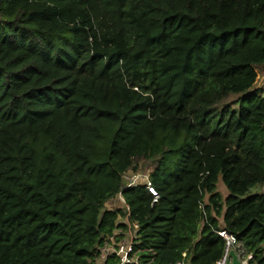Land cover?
I'll list each match as a JSON object with an SVG mask.
<instances>
[{
    "label": "trees",
    "instance_id": "16d2710c",
    "mask_svg": "<svg viewBox=\"0 0 264 264\" xmlns=\"http://www.w3.org/2000/svg\"><path fill=\"white\" fill-rule=\"evenodd\" d=\"M259 68L264 0H0V264H93L119 192L143 262L213 264L225 229L264 264Z\"/></svg>",
    "mask_w": 264,
    "mask_h": 264
},
{
    "label": "built area",
    "instance_id": "2783aa9c",
    "mask_svg": "<svg viewBox=\"0 0 264 264\" xmlns=\"http://www.w3.org/2000/svg\"><path fill=\"white\" fill-rule=\"evenodd\" d=\"M122 178L130 180L129 183L127 182L125 184L127 187L139 184V175L133 174L131 177H127L124 173ZM146 184L147 190L153 195V201H155L158 195L148 182V177ZM117 195H119L120 201L124 204L123 208L126 211L125 216L119 217L114 229L102 237L101 242L96 247L95 256L92 260L93 264H104L107 259L111 257L117 260L116 264H165L155 263L152 257L144 262L141 260V250L135 248V245L138 243L137 231L139 225L136 221L129 220L128 206L125 205L121 192ZM216 232L222 237L224 246L221 256L215 260L213 264H227V261H231V257L229 256L230 250H234L240 264H250L249 260L252 257L251 253L246 250L242 242H240L235 235L225 229H219ZM185 257L186 252H183V259L176 261L174 264H189V262L184 260Z\"/></svg>",
    "mask_w": 264,
    "mask_h": 264
},
{
    "label": "rangeland",
    "instance_id": "374dc122",
    "mask_svg": "<svg viewBox=\"0 0 264 264\" xmlns=\"http://www.w3.org/2000/svg\"><path fill=\"white\" fill-rule=\"evenodd\" d=\"M256 87L264 89V69L259 68L257 70V79L255 83ZM134 164L136 165V169H130L125 173V176L131 177L133 174L139 175L138 182L139 184L141 183H146L147 182V177L149 172L152 170L154 166V162L145 158H135ZM129 183L130 180H127L123 178V184L125 185L126 183ZM216 190L221 194L222 197H225L228 194V190L223 184L221 178H218L217 184H216ZM260 191H264V185H254L250 187L245 194L250 195L254 194ZM119 195L115 196L114 198L110 199L105 203V208L106 209H116V208H121L123 207V202L120 201Z\"/></svg>",
    "mask_w": 264,
    "mask_h": 264
},
{
    "label": "water",
    "instance_id": "95a60500",
    "mask_svg": "<svg viewBox=\"0 0 264 264\" xmlns=\"http://www.w3.org/2000/svg\"><path fill=\"white\" fill-rule=\"evenodd\" d=\"M229 256L231 257V261H227V264H240L234 250L229 251Z\"/></svg>",
    "mask_w": 264,
    "mask_h": 264
}]
</instances>
